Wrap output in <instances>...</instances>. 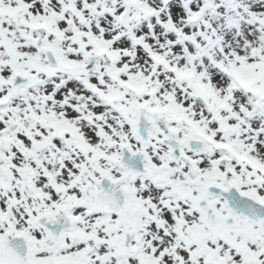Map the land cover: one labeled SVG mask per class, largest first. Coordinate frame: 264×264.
I'll list each match as a JSON object with an SVG mask.
<instances>
[{
  "label": "snow or ice",
  "instance_id": "6c2138e0",
  "mask_svg": "<svg viewBox=\"0 0 264 264\" xmlns=\"http://www.w3.org/2000/svg\"><path fill=\"white\" fill-rule=\"evenodd\" d=\"M0 264H264V0H0Z\"/></svg>",
  "mask_w": 264,
  "mask_h": 264
}]
</instances>
